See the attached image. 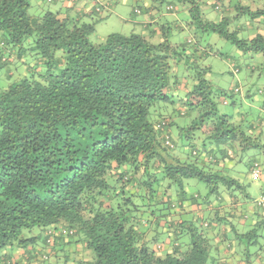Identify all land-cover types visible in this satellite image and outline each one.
I'll return each instance as SVG.
<instances>
[{"label": "trees", "instance_id": "obj_1", "mask_svg": "<svg viewBox=\"0 0 264 264\" xmlns=\"http://www.w3.org/2000/svg\"><path fill=\"white\" fill-rule=\"evenodd\" d=\"M138 4L142 32L93 41L99 5L0 0V264H264L263 128L220 111L209 45L171 43L166 21L178 4L264 55V0Z\"/></svg>", "mask_w": 264, "mask_h": 264}, {"label": "rangeland", "instance_id": "obj_2", "mask_svg": "<svg viewBox=\"0 0 264 264\" xmlns=\"http://www.w3.org/2000/svg\"><path fill=\"white\" fill-rule=\"evenodd\" d=\"M30 2L31 7L28 13L32 15L41 13L45 7L52 11L63 12V14L71 10L76 15L77 12L80 13L82 10L87 12L99 5L97 8H100V11L97 17L100 19L95 22V32L91 36L93 41L105 38L112 33L130 34L143 31L141 24L138 23L145 18V14L133 12L138 0H99L100 4L96 3L97 5L92 0H83L84 3L66 0H53L50 4L46 0H30ZM165 4L168 3L165 2ZM212 10L210 7L206 11L204 9L203 19L217 17V12ZM154 15L157 17V11L154 12ZM89 19L86 18V21ZM161 19L164 23V17ZM244 19V17L241 18V20ZM166 21L173 26H171V31L167 30L171 43L192 41L197 37L202 45H209L207 46L209 55H206L203 60V63L211 69L209 78L215 90L226 91L233 101L226 106L220 105V111L228 114L238 113L242 118L252 121L255 126L262 127L264 133V55L262 53L243 52L236 45L221 38L216 33H209L208 35L196 33L193 28L186 26V22L189 21L188 11L178 4L174 5V9L169 13V18H166ZM180 21L182 28L180 30L174 28ZM235 24L237 23L235 22ZM240 25L243 26L244 23ZM238 36L240 38L245 37L242 28L239 29ZM7 82L0 75V89L7 86ZM262 137L264 138V136ZM261 183L262 181L258 180L253 183L254 186L252 185L248 189L253 200L258 199L261 194L259 189ZM197 185L195 189L202 191L200 194H205L204 184L198 183ZM260 248L264 251V242L261 243Z\"/></svg>", "mask_w": 264, "mask_h": 264}, {"label": "built area", "instance_id": "obj_3", "mask_svg": "<svg viewBox=\"0 0 264 264\" xmlns=\"http://www.w3.org/2000/svg\"><path fill=\"white\" fill-rule=\"evenodd\" d=\"M259 173H260V169H259V167L255 166V168H254L253 171H252V176L255 177V178H257L258 175H259ZM258 203L261 204V205L264 204V196H260V197L258 198Z\"/></svg>", "mask_w": 264, "mask_h": 264}, {"label": "crops", "instance_id": "obj_4", "mask_svg": "<svg viewBox=\"0 0 264 264\" xmlns=\"http://www.w3.org/2000/svg\"><path fill=\"white\" fill-rule=\"evenodd\" d=\"M151 2H152V1H151ZM152 4H153V7L156 6V3H153V2H152ZM152 9H153V8H151V12H150V10H149V11H148L149 13H147V14L150 15V16H152V14H153ZM72 13H73V12H72ZM145 18H146V17H145ZM263 177H264V175L262 176V179L264 180Z\"/></svg>", "mask_w": 264, "mask_h": 264}]
</instances>
